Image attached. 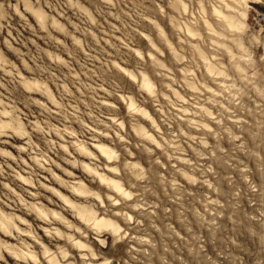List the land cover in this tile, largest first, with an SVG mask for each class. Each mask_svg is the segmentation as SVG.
<instances>
[{
    "label": "rangeland",
    "instance_id": "374dc122",
    "mask_svg": "<svg viewBox=\"0 0 264 264\" xmlns=\"http://www.w3.org/2000/svg\"><path fill=\"white\" fill-rule=\"evenodd\" d=\"M258 1L0 0V264H264Z\"/></svg>",
    "mask_w": 264,
    "mask_h": 264
},
{
    "label": "bare ground",
    "instance_id": "6f19581e",
    "mask_svg": "<svg viewBox=\"0 0 264 264\" xmlns=\"http://www.w3.org/2000/svg\"><path fill=\"white\" fill-rule=\"evenodd\" d=\"M221 2H223L224 6L226 7V9H228L229 11L231 10L232 13H224V11L220 8L217 7H213V13L215 14V16H217L226 26V28L231 29V30H235V31H243L244 29H246L247 27V8L249 7L248 3H254L257 4L259 3L258 0H235L236 4L239 5V8H236L235 6L230 5L227 0H220ZM183 8L185 9V4L182 3ZM223 7V6H222ZM39 16H42L41 13L38 14ZM223 24V25H224ZM207 28L213 32L216 33L218 35H222V33H218L217 30L214 29V27L209 23L206 22ZM186 26V31L187 33L193 34V29L191 27H189L188 25ZM235 41L236 46L238 47H243V43L242 41L238 38V39H233ZM209 62V61H208ZM208 70H211V65L210 63H208L207 66ZM28 85H33L32 83H27ZM141 84L148 90V91H152V84L149 82V80L146 77H142L141 80ZM128 106L131 109L136 110L137 112H141L143 115H145L146 117L151 119V122L154 123L152 117L149 115V113L141 107H137L131 100H129V104ZM12 120L8 121V124L11 125ZM13 125V123H12ZM18 128H20V126H17ZM138 131H141L143 133H147L143 127H138L137 128ZM150 136V134H147ZM95 147L97 148V150L101 153V155H103L108 161L111 160L112 158L116 157V151L110 147V145H106L104 143H97L95 144ZM81 148L83 150H85V147L81 145ZM92 154V153H89ZM89 167V166H87ZM91 170V167H89ZM111 170L112 168L109 167ZM97 173V172H96ZM99 177L101 178V180L106 181L107 183H109L111 185V187L119 194H126L128 195V191H126L121 183L113 178H109L107 176H105L104 174H99ZM83 189V185L80 183L79 184V188H77V191H82ZM78 215L89 225H91L93 228L100 230L103 228H107L108 230H110L113 234H118L119 233V225L115 222H113L112 220L104 217V216H99L97 215V213L92 210L89 207H82L78 210ZM0 225L1 227H3L5 230H8L10 228V224L8 223V221H6L5 219L0 220ZM12 226L14 225V223L11 224ZM78 245L82 246V247H86L85 245L81 244L80 242H77ZM92 254V253H91ZM48 261L50 262V264H57L58 261L55 258V256H48ZM85 264H94L91 262H85Z\"/></svg>",
    "mask_w": 264,
    "mask_h": 264
},
{
    "label": "built area",
    "instance_id": "2783aa9c",
    "mask_svg": "<svg viewBox=\"0 0 264 264\" xmlns=\"http://www.w3.org/2000/svg\"><path fill=\"white\" fill-rule=\"evenodd\" d=\"M254 25L264 28V6L260 11H256L252 16Z\"/></svg>",
    "mask_w": 264,
    "mask_h": 264
}]
</instances>
